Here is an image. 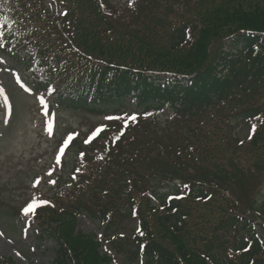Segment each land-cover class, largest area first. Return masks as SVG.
<instances>
[{"label":"rangeland","instance_id":"1","mask_svg":"<svg viewBox=\"0 0 264 264\" xmlns=\"http://www.w3.org/2000/svg\"><path fill=\"white\" fill-rule=\"evenodd\" d=\"M110 1L119 3L121 0ZM246 2L254 3L253 0H241V2L239 1V3L235 5L226 6L215 3L214 7L220 8L219 11H217L218 13H221L223 16V12L221 11L224 10L225 13L228 14L227 17L231 18V21L227 24V28H222L217 36L222 38L233 34L236 31L242 30L243 28H255L253 25L256 23V19H259L261 24L264 25V23H262V21L264 22V12H261L264 8L262 6L253 5V8L250 10H245L241 6ZM63 5V3H60L58 8ZM255 25L260 26L258 28H262V25L260 24ZM256 30L261 31L259 29ZM213 41L210 44L211 50L218 45V43ZM111 48H113V46L107 44L103 47V50L108 51ZM197 58L198 57L193 55L188 59L175 60H177V64L183 65L190 71L197 62L202 61ZM1 78L2 76L0 75V79ZM13 89L15 88L13 87ZM15 91L18 93L15 104L20 118L23 114L22 109L26 108L32 110L35 108V102L31 98L23 96L18 90L15 89ZM58 114V127L56 136L53 140H45L44 142L46 143L42 148L40 149L37 147V151L35 153L32 152L28 159L20 161L17 159L15 162L9 161L2 164V168H0V227L5 234V237L0 236V257L12 258L14 264H52L55 256L53 250L57 247L56 244L52 241L44 240L38 232L41 228L37 225H34L33 228L28 231V237L22 235L23 226L17 222L14 216L17 213L18 207L20 208L31 198V195L29 194L32 191V182L35 178L41 179L40 188H42L44 193L49 194L50 196L55 192V188L52 189V184H49L47 170L55 166L54 152H56L55 146L58 139L60 137L62 139L64 135L70 131H76L80 136H83L89 129L91 130L96 124L105 119L104 116L86 115L84 113L72 111H59ZM247 133L248 129L246 124L240 121L237 128V136L242 140L247 138ZM13 134H10L9 139H7L1 146V152L4 153V155H7L9 149H16L19 145ZM64 153L66 154L61 155L58 153V158L64 157L66 160L65 164L70 165L66 172L64 168L61 169V173L66 177L78 156V151L73 147L71 149L68 148ZM68 180L69 177L67 178V182ZM61 181L62 180H59V184ZM241 185L243 191L246 195H250V198L251 195L255 194V201L253 198H251V200L262 209V206L264 205V175L258 179H242ZM66 186L67 185L62 188H65ZM217 206L218 204L215 203V207ZM11 207L14 208V216H12L13 211ZM200 210L204 211V209L201 208ZM63 218H65L63 223L68 225L66 226V232L64 233L62 240L65 246L68 247L72 246L74 248L76 244H81L80 250L83 252L82 260H84L85 264H105L103 262L104 257L101 250L103 252L106 248L111 250L112 256L117 257L119 264H127L128 258H130V251H135L136 249L134 244H126V249L123 253L118 254V249L114 246L115 242H113V238L116 235H123L124 238H128L131 237L132 234L137 233L138 222L135 220L127 218L123 220L121 224H118L113 230L107 231L106 227L99 221H92L84 215L79 217L78 222H74L71 219V216L70 218ZM39 222L40 224H43L44 220H39ZM215 222H218V224L214 225L217 226L216 229H227L226 224L220 225V221L217 217L215 218ZM52 226L53 228H57L60 225L53 224ZM229 231L230 230L227 232ZM218 233L222 235L221 232ZM80 235L85 238L80 237ZM89 235H92L91 238H94L95 243H97L98 240L101 245L98 243L96 245L92 239L86 240V238H90ZM226 238L228 239V236ZM102 239L105 241L103 240L102 242ZM219 247L220 245L216 244L215 251L218 253L221 252L220 254H222ZM17 253H19V255H17ZM116 254H118V256H116ZM2 262L3 261L0 260L1 264ZM189 264L206 263L195 256H191Z\"/></svg>","mask_w":264,"mask_h":264},{"label":"trees","instance_id":"2","mask_svg":"<svg viewBox=\"0 0 264 264\" xmlns=\"http://www.w3.org/2000/svg\"><path fill=\"white\" fill-rule=\"evenodd\" d=\"M239 1L241 2V0H184V6L186 8H189V15H192L194 17L193 19V23L197 25V28H193L192 31L194 29H196V34L194 36H192L191 40H190V45H192L195 49L193 51V55H195L196 57H198V60H202L199 61L195 64V66L193 68H191V70L189 71L188 68L184 67L181 64H177V60H181L182 58L180 57L179 54H181V52H179V50H177L178 47H181L182 45L185 44L186 42V34H188L187 30L185 29V31H181L177 34V38L174 40L176 46L175 47H163L161 49L155 48L151 46L150 40L145 39V37L147 35H143L139 38V34L137 32H133L130 36L133 37L131 38L132 40H136L135 42L137 43H142L143 40L144 44L142 45L143 49H148L149 50V58L151 61V64L154 67H157L158 69L164 70V71H169V72H174V73H186V72H191L194 73L196 71H204L207 70L210 71L212 66H209V45L213 42L216 43H222V41L226 38V37H222L220 38L218 35V32L222 29V28H227V24L229 23V21H231V18H228V14L225 13L224 10H222L221 12H223V16L221 15V13H218L217 11H219L220 8H215V3L221 4L223 6L226 5H235L237 3H239ZM254 3H243L242 4V8H244L245 10H250L251 8H253L254 6H262L264 8V0H253ZM225 8V7H224ZM223 8V9H224ZM255 8V7H254ZM142 10L140 11V13L142 14ZM261 12H264V10H262ZM224 20H223V18ZM227 17V18H226ZM226 18V19H225ZM80 21H83L82 19H80ZM77 23V27H76V34L79 33L78 39L79 41L84 40V38L87 37L88 33L86 30H84L82 28V24L79 21H76ZM262 23H264L262 21ZM255 24H260L262 25V28H258L260 26H257ZM253 25V27L255 28H243V29H251V30H256L259 29L261 31H264V25L261 24V22L259 21V19H256V23ZM132 27H135V25H133ZM192 27V26H191ZM128 29H132V28H128ZM242 29V28H241ZM257 31V30H256ZM237 32V31H236ZM126 34L122 35L120 37L122 38H126ZM219 38V39H217ZM178 41V42H177ZM257 41V40H256ZM102 42L98 43L99 45ZM254 42L252 40H244L243 42V46L245 47H251ZM216 49H213V51ZM252 56L253 53L251 52L250 55H247L248 59H246L247 61H249L250 63H252V65L259 69L261 71V77L264 78V65L263 62L260 60V58L258 59H254L253 62L252 60ZM191 57V54L186 53L185 54V58H189ZM174 59V60H173ZM177 59V60H175ZM200 65V66H199ZM199 66V67H198ZM198 67V68H197ZM197 68V69H196ZM196 69V70H195ZM207 86H210L212 88V91L216 92L215 94H217L219 96V99H221L223 97V94H219L221 92L226 91V87L223 86H216L215 83H211L208 82ZM254 91L256 92V89H254ZM161 93V92H158ZM166 92H163L162 95H164V98H167V95H165ZM168 96L169 97H175V95L172 92H168ZM235 170H237V168H235ZM170 226H167L166 224H163L161 227L163 228L164 231L167 232V234L169 235V237H171V239L173 241H179L177 243L178 246H180L179 251L182 252L183 250H185V244H186V240L182 237H184V233L182 234L181 238L179 237V232L176 230L174 225V222L171 220L170 222ZM145 227H147V223L144 222ZM173 231L177 232V234H175ZM161 241V240H160ZM243 247V245H242ZM81 248V244H76V246H74V248L65 246L61 248V256L62 258L60 259V263L59 264H85L84 260H82V256H83V252L80 250ZM155 249L161 254H163L165 260H168L170 262V264H178L177 260H175V255H170L168 253H166L163 250V242H156L155 244ZM259 249V251H261V247H259V245L257 244V250ZM187 254H189L186 251ZM187 255L185 254V257ZM149 263L148 264H153L155 262V258L152 254H149L148 257ZM214 264H227L225 262V260H223L222 258L219 257H214ZM106 262V259L104 260ZM103 261V262H104Z\"/></svg>","mask_w":264,"mask_h":264},{"label":"snow or ice","instance_id":"3","mask_svg":"<svg viewBox=\"0 0 264 264\" xmlns=\"http://www.w3.org/2000/svg\"><path fill=\"white\" fill-rule=\"evenodd\" d=\"M64 15H67V13H64ZM2 35V34H0ZM0 47H2V45H0ZM9 69L11 70V66L9 65ZM17 79H19V77H17ZM21 87H24L23 84L21 85ZM25 91H31L30 89H27L25 88ZM54 91V89H53ZM39 99V102L41 105H43L44 109H47L48 107V104H47V101L44 97H38ZM4 105H5V111H4V118H3V121L2 123L7 125L9 123V121L11 120L12 118V104L9 102L8 100V97L7 95L4 96ZM148 115V114H146ZM44 117H45V124H46V128H47V131L48 133L51 135L53 133V130H54V126H55V115L54 114H51V118L50 117V113L45 110L44 111ZM106 120H113V121H116V120H120V121H131V122H137L138 120V114H131L130 116H127V115H117V116H112V115H109V116H106L105 117ZM107 126L106 125H101L99 127H97L91 134V137L90 139H93L97 136H99L102 132L105 131V128ZM256 131V125L253 124L251 126V133L254 134ZM0 135H2V133H0ZM78 135V134H76ZM123 135L122 132H120L119 134H117L115 136V139L116 140H119L120 139V136ZM248 139H252V135H248L247 137ZM90 139L89 140H86L85 143H89L90 142ZM73 140V134H69L67 139L64 141V147H62L60 149V153L61 155H63L64 153V148H66L69 144V142H71ZM241 143H243V140H241ZM49 176H51V172L48 173ZM49 183L51 184H55L56 181L55 180H49ZM35 186V185H34ZM49 201H46V200H37V199H33L31 202H29L23 209H22V212L25 216H28L30 213H34L35 210L42 206V205H45V204H48ZM30 226V225H29ZM26 231V230H25ZM0 235H3V233H0ZM141 235H143V233L141 232ZM17 255H19V253H17Z\"/></svg>","mask_w":264,"mask_h":264}]
</instances>
